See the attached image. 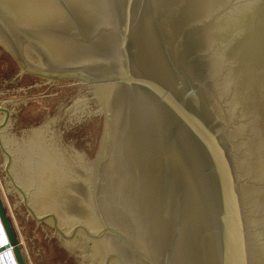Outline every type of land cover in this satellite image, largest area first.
Segmentation results:
<instances>
[{"label":"water","instance_id":"1","mask_svg":"<svg viewBox=\"0 0 264 264\" xmlns=\"http://www.w3.org/2000/svg\"><path fill=\"white\" fill-rule=\"evenodd\" d=\"M0 178L33 264H264V0H0Z\"/></svg>","mask_w":264,"mask_h":264},{"label":"rangeland","instance_id":"2","mask_svg":"<svg viewBox=\"0 0 264 264\" xmlns=\"http://www.w3.org/2000/svg\"><path fill=\"white\" fill-rule=\"evenodd\" d=\"M0 193H1L0 196H1V198L3 199V203H4V205L7 207V212H8L9 217H10L11 220H12V223H13V225H14L15 231H16L17 235L19 236L20 240L22 241V245H23L24 252H25V254H26V257H27L28 263H29V264H33V261H32V259H31L30 254H29V251H28V249H27V246H26V243H25L24 238H23V236H22V233H21V231H20V228H19V226H18L17 220H16V218H15L14 212H13L12 207H11V205H10V202H9L8 197H7V194H6V191H5V189H4V186H3V183H2V181H1V178H0Z\"/></svg>","mask_w":264,"mask_h":264},{"label":"built area","instance_id":"3","mask_svg":"<svg viewBox=\"0 0 264 264\" xmlns=\"http://www.w3.org/2000/svg\"><path fill=\"white\" fill-rule=\"evenodd\" d=\"M0 264H19L12 247L0 251Z\"/></svg>","mask_w":264,"mask_h":264},{"label":"bare ground","instance_id":"4","mask_svg":"<svg viewBox=\"0 0 264 264\" xmlns=\"http://www.w3.org/2000/svg\"><path fill=\"white\" fill-rule=\"evenodd\" d=\"M8 243V237L6 235L3 223L0 219V251L4 250V247L7 246Z\"/></svg>","mask_w":264,"mask_h":264},{"label":"flooded vegetation","instance_id":"5","mask_svg":"<svg viewBox=\"0 0 264 264\" xmlns=\"http://www.w3.org/2000/svg\"><path fill=\"white\" fill-rule=\"evenodd\" d=\"M0 195H1V193H0ZM6 207V206H5ZM6 209H7V207H6ZM8 213V212H7ZM9 216V215H8ZM10 218V217H9ZM11 219V218H10ZM11 222H12V220H11ZM13 224V223H12ZM13 227H14V225H13ZM15 229V228H14ZM17 234V233H16ZM18 236V235H17ZM18 238H19V236H18ZM20 239V238H19ZM22 246V245H21ZM23 250H24V248H22Z\"/></svg>","mask_w":264,"mask_h":264},{"label":"trees","instance_id":"6","mask_svg":"<svg viewBox=\"0 0 264 264\" xmlns=\"http://www.w3.org/2000/svg\"><path fill=\"white\" fill-rule=\"evenodd\" d=\"M22 248H23V245H22Z\"/></svg>","mask_w":264,"mask_h":264}]
</instances>
